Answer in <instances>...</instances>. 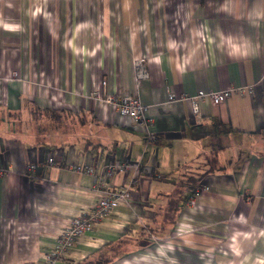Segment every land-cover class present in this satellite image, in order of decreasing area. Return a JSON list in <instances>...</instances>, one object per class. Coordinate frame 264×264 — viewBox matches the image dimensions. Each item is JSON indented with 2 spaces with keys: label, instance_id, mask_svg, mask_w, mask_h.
Listing matches in <instances>:
<instances>
[{
  "label": "crops",
  "instance_id": "obj_1",
  "mask_svg": "<svg viewBox=\"0 0 264 264\" xmlns=\"http://www.w3.org/2000/svg\"><path fill=\"white\" fill-rule=\"evenodd\" d=\"M139 59L148 78L136 87ZM103 81L137 96L151 123L95 99ZM223 89L233 91L216 106L200 98L197 115L180 99ZM32 107L85 123L38 135ZM208 162L207 189L149 235L169 177ZM109 163L129 167L101 186L73 170ZM120 186L129 199L60 264L119 239L132 245L110 264H264V0H0V264H42L68 220Z\"/></svg>",
  "mask_w": 264,
  "mask_h": 264
},
{
  "label": "built area",
  "instance_id": "obj_2",
  "mask_svg": "<svg viewBox=\"0 0 264 264\" xmlns=\"http://www.w3.org/2000/svg\"><path fill=\"white\" fill-rule=\"evenodd\" d=\"M133 67L137 87L142 80L148 78V71L144 62L140 59L134 61ZM105 88L106 82L103 81L100 89H96L92 92V96L98 101L110 106L120 116L131 118L136 123L144 126H148L151 123V120L146 117L147 107L142 104L137 96L132 93L110 94L105 91ZM245 89V87H239L236 88L235 91L244 93ZM248 90L250 91L249 88ZM232 91V89L200 90L194 95H183L180 99L190 101L192 111L197 115L199 114L198 101L200 98L207 97L210 103L213 106H216L224 102ZM168 99L174 100L175 97L170 93ZM47 163L54 164L53 158L49 157ZM35 167L36 165L31 163L27 166V170L32 172ZM128 167V164L109 163L104 167L103 171L99 173L90 166L78 164L73 166V170L79 173L94 175L96 178V185L101 186L105 179L112 177L121 171H126ZM206 189L207 188L204 186L196 188L191 195L189 202H192L194 196ZM129 197L130 192L128 188H125L124 186L108 190L95 202L90 210L69 219L64 229L56 238L54 247H52L44 256L42 264H60L62 258L69 253L80 236L92 231L97 223L114 214L115 208L121 203L126 202Z\"/></svg>",
  "mask_w": 264,
  "mask_h": 264
},
{
  "label": "trees",
  "instance_id": "obj_3",
  "mask_svg": "<svg viewBox=\"0 0 264 264\" xmlns=\"http://www.w3.org/2000/svg\"><path fill=\"white\" fill-rule=\"evenodd\" d=\"M30 120L34 126L36 134L45 135L47 133H60L61 135L71 134L77 126L83 125V117L72 113L69 109H40L32 107L30 110ZM73 130V131H72ZM202 165L187 164V169L181 170L175 176L169 177L174 187L171 192L163 195L164 203L155 212L150 224L147 225L148 234L160 235L172 225L183 205L190 199L194 190L201 187V179L208 172L215 169L211 162ZM132 245L130 239H119L106 246L82 264H110L124 251Z\"/></svg>",
  "mask_w": 264,
  "mask_h": 264
}]
</instances>
